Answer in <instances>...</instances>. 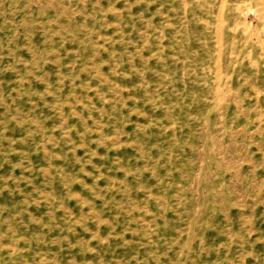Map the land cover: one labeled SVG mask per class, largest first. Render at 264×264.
<instances>
[{
  "label": "rangeland",
  "instance_id": "1",
  "mask_svg": "<svg viewBox=\"0 0 264 264\" xmlns=\"http://www.w3.org/2000/svg\"><path fill=\"white\" fill-rule=\"evenodd\" d=\"M0 264H264V0H0Z\"/></svg>",
  "mask_w": 264,
  "mask_h": 264
}]
</instances>
